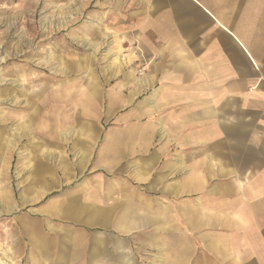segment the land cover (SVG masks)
Here are the masks:
<instances>
[{"label":"rangeland","instance_id":"1","mask_svg":"<svg viewBox=\"0 0 264 264\" xmlns=\"http://www.w3.org/2000/svg\"><path fill=\"white\" fill-rule=\"evenodd\" d=\"M168 12L165 0H0V264H56L43 246L59 249L62 230L133 264L172 262L176 240L184 264L242 258V229H205L189 211L217 208L220 183L188 165L203 150L197 108L188 123L185 102L161 100L187 87L163 84L150 51Z\"/></svg>","mask_w":264,"mask_h":264},{"label":"crops","instance_id":"2","mask_svg":"<svg viewBox=\"0 0 264 264\" xmlns=\"http://www.w3.org/2000/svg\"><path fill=\"white\" fill-rule=\"evenodd\" d=\"M165 3L170 12L164 13L161 26L153 29L156 37H161L162 46L156 45L150 51L157 55L154 61L157 70L164 71L163 84L187 87L161 100L185 102L186 106L181 107L187 113L179 118L188 123L196 119L197 108L204 126L200 142L203 150L198 157L190 156L188 165H201L205 176L217 177L220 183L215 186L219 197L217 208L204 199L202 209L200 202L189 201V211L205 215V229L236 228L245 232L243 256H236V264L240 260L244 264H264V0H165ZM160 27L164 31H159ZM78 134L83 137L81 128ZM188 176L200 175L194 172ZM229 189L236 199L232 211L225 203ZM230 213L235 225L228 226ZM212 214L219 217L213 219ZM212 221L219 225H213ZM139 222L143 220H132L131 224ZM60 234L59 249L43 246L44 253L50 248L56 264H67L66 258L62 259L63 247L71 242L78 249L73 262L68 264H111V258L117 264H133L121 254L110 257L106 247L97 242L86 252L80 236L72 238L63 230ZM175 245V260L171 262L166 256L162 264L186 262L183 245L178 240Z\"/></svg>","mask_w":264,"mask_h":264},{"label":"bare ground","instance_id":"3","mask_svg":"<svg viewBox=\"0 0 264 264\" xmlns=\"http://www.w3.org/2000/svg\"><path fill=\"white\" fill-rule=\"evenodd\" d=\"M77 249H78V246L76 245V244H74V243H70V244H66V245H64V251H65V254H63L62 255V259H64L65 260V258H66V260L70 263V262H72V260H73V258H74V255H75V252L77 251ZM68 256V257H67ZM11 262V261H10ZM68 262H67V264H68ZM61 264H63V263H61Z\"/></svg>","mask_w":264,"mask_h":264}]
</instances>
